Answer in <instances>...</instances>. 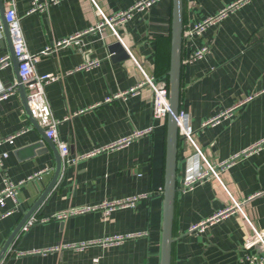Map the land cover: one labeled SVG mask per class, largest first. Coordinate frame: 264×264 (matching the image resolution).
<instances>
[{
    "label": "crops",
    "instance_id": "crops-1",
    "mask_svg": "<svg viewBox=\"0 0 264 264\" xmlns=\"http://www.w3.org/2000/svg\"><path fill=\"white\" fill-rule=\"evenodd\" d=\"M235 1L183 0L178 113L192 142L179 135L171 264H245L247 256L263 255L259 248H243L250 227L242 216L213 217L233 199L244 206L254 228L264 227V194H259L264 188V149L249 151L264 137V0H248L201 35H184ZM134 3L58 0L28 13L30 0H15L29 51L52 47L41 55L36 71L57 76L45 88L52 114L60 120L57 134L68 144L71 157H84L62 164L32 223L14 239L0 264L160 263L166 119L154 116L148 86L131 89L144 75L167 82L172 1L159 0L133 11L115 27L120 40L109 27H96L102 21L96 7L110 18ZM74 36L75 41L54 47ZM116 42L122 50L110 48ZM203 46L208 51L201 58L187 61ZM4 56L10 63L0 67V84L15 86L11 38L0 29V59ZM93 61V66L83 67ZM147 128L151 131L128 144L113 146ZM8 136H14L13 142L0 145V152L7 153L0 189L4 179L17 183L46 172L19 185L16 198L0 206V250L51 182L57 155L16 88L0 99V140ZM209 166L217 176L210 174ZM140 194L147 197L132 206L108 214L100 208L104 202ZM87 207L92 210L74 213ZM63 214L67 216L57 218ZM206 221L211 222L204 230H190ZM116 236L122 240L107 242ZM81 244L87 245L73 247Z\"/></svg>",
    "mask_w": 264,
    "mask_h": 264
},
{
    "label": "built area",
    "instance_id": "built-area-1",
    "mask_svg": "<svg viewBox=\"0 0 264 264\" xmlns=\"http://www.w3.org/2000/svg\"><path fill=\"white\" fill-rule=\"evenodd\" d=\"M4 6V18L9 27V33L11 37L12 49L15 58L18 62V75L21 83L24 85L26 90L27 97V106L29 115L36 120L39 126L43 129L46 138L50 139L58 148L59 155L61 158V162L63 165L74 164L79 159L84 156H75L71 157L69 154V146L66 142L60 140L57 134V125L60 123V120L55 118L52 114L51 107L46 95V86L52 81L57 79V76L54 74H39L36 71V63L39 61L41 55L47 54L52 47L45 48L41 53H32L29 51L22 27H21V19L16 14L15 10V0H2ZM58 0H47L46 2L40 0H30V8L28 13L36 12L42 10L48 3H54ZM159 0H135V3L131 6V8L127 11H122L114 14L112 17L107 18L102 15V12L99 8L96 7V14L102 18V21L96 26L97 28H101L103 26H107L111 29L112 33L120 40L118 37L117 31L115 27L125 20L129 18L131 13L135 10H144L152 6L154 3ZM248 0H237L227 7L221 9L216 15L208 17L201 22L195 23L194 25L187 28L184 31V35L189 37L190 35H201L202 32L206 29L208 25L216 23L222 17H224L230 10H233L243 4H245ZM78 36H74L69 39H63L55 42L54 47L62 46L69 44L77 39ZM77 42V41H76ZM208 51V46H203L198 50L192 52L188 57L187 61H195L201 58ZM9 57L4 56L0 59V67H5L9 65ZM96 64L94 61L85 64L83 67H90ZM148 86L153 93V109L154 116L165 120L167 114L169 112L168 107V86L167 82L159 81L153 77H149L144 75V79L133 89L132 92L135 91L136 88L140 86ZM15 86L4 87L0 84V99L6 98L10 95L14 90ZM178 124V132L179 135L186 137L188 140L192 142L191 132L185 128L183 125V121L181 119V113H178L177 117ZM151 131V128H147L146 130H136L128 136L127 138L120 140L118 144H114L113 146H121L128 144L133 138H137ZM14 136H8L3 140H0V145L3 142H13ZM110 146V147H113ZM260 149H264V137L256 142L249 151H257ZM89 155V154H88ZM7 156L6 152H0V168L2 167L3 159ZM210 174L216 175L217 172L210 167ZM45 170L38 171L30 176H28L25 180H21L17 183H13L4 179V186L0 189V206H4L5 200L15 199L17 194V189L19 185L23 184L25 181H29L32 179L41 178V175L45 173ZM208 172L200 173L197 175L196 179L191 180L187 186L191 187L198 179H201L206 176ZM160 193H162V189H160ZM259 194H264V188ZM147 196L145 194H140L136 196H131L129 198L117 199L112 202H104L101 204L100 208L104 210L105 214H108L112 209L116 207H127L134 205L138 200L145 199ZM92 210V208H81L74 213L85 212ZM11 211L5 212V214H10ZM228 213H237L242 216L249 224L250 233L246 237L243 248L251 249V248H259L263 251L262 256L252 255L247 256L245 259V264H264V227L262 229H256L252 226V224L246 219L244 213V206L240 202H236L232 199L231 205L227 206L218 214H216L213 219L220 218ZM67 214L58 215L57 218L66 217ZM264 218V216H263ZM34 217L32 216L26 224L23 226L22 230H26L29 224L32 223ZM212 220V219H211ZM211 221L201 222L199 224H195L191 226L190 230H204V227ZM122 240L121 236H116L107 242H120ZM87 244L74 245V248H82Z\"/></svg>",
    "mask_w": 264,
    "mask_h": 264
},
{
    "label": "water",
    "instance_id": "water-1",
    "mask_svg": "<svg viewBox=\"0 0 264 264\" xmlns=\"http://www.w3.org/2000/svg\"><path fill=\"white\" fill-rule=\"evenodd\" d=\"M172 1V18H171V35H170V60L167 71V86H168V107L169 112L166 117V149H165V166H164V182L162 187V230H161V249H160V263L171 264L172 242H173V216H174V202L177 192L176 181V159H177V144L179 140L178 124L176 117L179 111L180 104V88H181V68H182V42H183V0ZM0 29L5 38H11L9 27L4 18L3 1L0 0ZM118 51L122 50L118 42L110 47ZM124 52V51H122ZM11 54L14 60L15 70L18 74V62L14 56L12 43ZM11 85V84H9ZM16 90L20 91L22 99L25 103L27 114H29L27 106L26 90L21 83L19 75L15 84ZM32 118V117H31ZM34 119V118H33ZM43 138L48 142L49 146L57 153L55 173L34 204L24 214L16 228L11 232L0 250V263L7 254L14 239L21 232L26 222L34 215L37 208L47 198L62 168V162L57 146L48 138H46L43 131ZM40 144V142H39ZM41 146V145H40Z\"/></svg>",
    "mask_w": 264,
    "mask_h": 264
}]
</instances>
